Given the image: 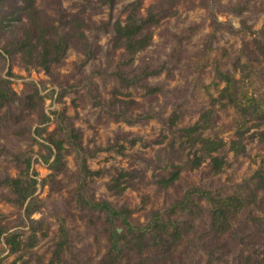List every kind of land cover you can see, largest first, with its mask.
<instances>
[{
	"label": "rangeland",
	"instance_id": "obj_1",
	"mask_svg": "<svg viewBox=\"0 0 264 264\" xmlns=\"http://www.w3.org/2000/svg\"><path fill=\"white\" fill-rule=\"evenodd\" d=\"M130 1L115 0L111 6L104 0H36L47 29L68 38L66 52L48 69L21 52L8 54L2 49L5 39L0 38V82L8 79L15 91V101L0 107V180L7 175L26 178L27 172V178L38 180L30 218L0 182V233L4 228L20 229L23 240L18 252L9 253L7 232L0 234L2 263L50 264L64 221L69 232L64 264H264V189L245 208L230 214L221 232L211 227L209 202L198 192L185 210L189 214L172 215L192 225L180 239L169 238L165 249L150 241L141 253L131 251L118 262L110 256V229L103 212L81 203L79 194L126 206L132 210L131 221L144 226L154 210H167L193 186L216 196L246 197L264 160V124L244 118L232 105L213 104L225 85L219 69L234 76L237 97L248 92L264 99V0H164L163 16L150 27V44L131 61L115 45L116 23L125 18ZM157 2L142 0V15L152 6L159 11L162 6ZM245 3L240 13L232 8ZM52 37L57 38L54 32ZM117 68L130 76L145 68L159 72L124 87L113 74ZM148 86L158 88L150 92ZM209 108L213 113L205 135L228 141L235 137L239 120H246L249 127L245 150L235 154L228 146L223 148L219 155L226 162L219 170L208 159L191 167L187 163L193 150L181 147L176 139L182 127ZM111 109L152 117L129 123L116 118ZM44 113L50 119L43 120ZM66 121L79 129L89 167L98 174L82 177L75 151L66 141L63 162L51 168L54 155L46 145H51V138L65 136ZM133 137L141 140L132 144ZM110 144L114 145L90 156L95 147ZM173 164L182 165L179 177L168 185L158 182ZM122 172H127L120 177L125 189L118 185L112 189ZM32 232L37 239L29 246Z\"/></svg>",
	"mask_w": 264,
	"mask_h": 264
},
{
	"label": "trees",
	"instance_id": "obj_2",
	"mask_svg": "<svg viewBox=\"0 0 264 264\" xmlns=\"http://www.w3.org/2000/svg\"><path fill=\"white\" fill-rule=\"evenodd\" d=\"M115 0H104L109 5H113ZM164 0H158L160 3V10L154 11L148 9L145 16L142 15V0H132L126 6V16L123 21L116 23V41L115 45L122 47L125 51L128 60H132L133 56L150 44L151 30L150 27L156 24L163 16V2ZM36 0H0V38L5 39L2 49L8 54L14 52H21L23 56L29 58V60L35 61L44 69H48L52 63L59 62L61 57L66 52L68 46V38L59 34L54 29L56 39L52 37L53 32L47 29V25L39 18L38 8L35 7ZM246 4L233 6V10L237 13L242 12ZM26 18L23 20V18ZM13 38V39H8ZM12 47V49H10ZM90 57V51L87 53V59ZM146 69V68H145ZM141 73L128 75L126 71L117 68L113 71L119 78L121 85L128 87L139 82V77H144L159 72L158 70H145ZM219 77L225 82V85L221 88L217 97L213 98V104L218 102L221 106L232 105L236 107L244 116L256 118L258 123L264 124V99L248 92L243 93L242 97L236 96L237 87L235 85V78L232 74L218 70ZM148 91L153 92L158 87L148 86ZM15 101V91L12 89L10 81L4 79L0 82V107L10 104ZM116 118H121L129 123L141 121L143 118L152 117L150 114H137L135 116L127 115L125 111L119 110L109 111ZM213 113V109L209 108L203 112L198 120L193 124L182 127L180 129V135L176 138L178 143L183 148H189L192 151V157L188 159V163L191 167H198L203 161L208 159L215 170H219L226 162L222 155H219L221 150L228 146L235 154H239L245 150L244 137L249 129L247 127L246 120H239L237 123V129L235 131V137L230 140H225L221 137H212L205 135L204 131L211 126L210 119ZM50 119L44 113L43 120ZM65 127H63L62 139L51 138L50 144L46 146L49 148L51 155H54L53 160L50 162L51 168H57L61 162H63L64 154L62 148L64 141L68 142L72 150L75 151V155L79 164L80 173L82 177L98 174L99 170H92L88 164V156L86 155V148L83 146L80 139L79 129L76 128L70 121H66ZM173 122L175 120L173 119ZM37 134L41 135L40 128H37ZM141 140L140 137H133L130 139L132 144H135ZM117 142V141H116ZM118 144V143H114ZM114 144H110L107 147H95L93 151H90V156H93L96 151L101 149L111 148ZM45 161H49V156H44ZM32 166V159H27V169ZM182 165L173 164V169L169 175L162 176L158 179L163 185L172 183L179 177ZM127 172H122L119 177L114 179V185L111 188H117L120 190L125 189V186L120 184V177L126 175ZM130 173H128L129 175ZM28 177V172H27ZM11 177L7 175L2 178L0 182L9 187V190L13 193V201L17 206L24 207V212L27 217L30 218L31 214L35 211L32 203L33 200H37L35 195L37 189L38 180L34 177ZM254 187H248L246 197L240 194H228L225 196H216L211 194L210 191L205 190L198 186L189 188L185 195L175 201L171 207L167 210H154L151 213V217L146 225H137L131 221L132 210L126 206H114L111 202L106 200L91 201L79 194L82 204L90 206L92 209L103 212L106 223L110 229V256L113 262L121 261L124 254L131 251L141 253L143 248L148 245L150 241L158 243L165 249L169 248L170 240H178L182 234L188 230L192 225L186 219H179L178 217H172L178 212H186L185 210L190 208L194 203V196L199 192L200 196L206 197L209 202V216L211 218V227L216 232L224 231L229 223V215L234 214L241 209L245 208L257 195V191L264 189V160L259 165L254 174ZM30 198L28 202L27 199ZM195 206L197 204L195 203ZM178 210V211H177ZM166 214V215H165ZM33 220V219H32ZM7 232L4 235L5 243L9 245V253L18 252L23 245L21 239L22 231L15 229ZM1 232V233H2ZM0 233V234H1ZM37 239L36 232H32L29 237V246H33ZM69 243V232L64 221L61 222L59 227V239L55 244L50 264H64L63 253H65L66 247ZM26 244V243H25ZM28 246V247H29ZM4 248V247H3ZM0 264L2 259L0 258ZM14 264V263H10Z\"/></svg>",
	"mask_w": 264,
	"mask_h": 264
}]
</instances>
